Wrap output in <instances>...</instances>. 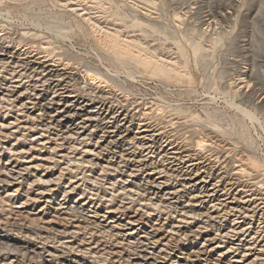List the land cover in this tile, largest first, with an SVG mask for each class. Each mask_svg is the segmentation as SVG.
Instances as JSON below:
<instances>
[{
    "label": "rangeland",
    "instance_id": "rangeland-1",
    "mask_svg": "<svg viewBox=\"0 0 264 264\" xmlns=\"http://www.w3.org/2000/svg\"><path fill=\"white\" fill-rule=\"evenodd\" d=\"M79 15L91 18L97 27L87 24ZM104 31L119 33L122 44L131 40L127 43L132 46L127 49L134 56L143 58L145 49L175 61L185 72V77L179 81H167L151 76L133 61L126 66L119 65L117 62L120 61L113 59L108 48ZM0 36V46L5 51L3 53H7L0 59H4L7 65L13 67L21 61L38 63L45 58L39 63L64 74L61 79L67 81L62 84L71 85L69 92L79 91L75 95L81 97V106L87 104L83 110L94 109L91 107L95 105H90L87 99L106 101L104 104L108 107L112 103L116 110L120 108L119 112L128 117L121 130L126 142L134 137L152 135V132L136 133L144 123L146 129L154 127L153 133L159 134L154 144L141 142L146 144L143 148L154 147L151 158L145 157L146 151L135 148L128 151H135L133 156L122 154L124 162L118 159V149L113 158L106 151H100L99 155L97 145H101L100 149L105 148L109 140L99 143L98 138L106 136L99 130L102 127L100 122H86V130H79L78 135L72 136L78 142L64 140L69 135L67 127L82 122L87 117L82 116L86 112H77V106L66 109L67 104L73 105L66 102L68 99L59 102L60 106L52 105L56 101L52 91L45 95L42 91L41 94L32 91L34 80L40 77H33L32 82L26 80L27 83L22 80L20 87L24 86V89L20 88L13 97H8L9 93L3 89L5 82L0 78V98L11 99L10 103L0 104V125L7 126L10 131L0 127V132L18 131L7 138L0 135V248L1 244H6L7 249L15 248L21 254L0 251V264H264V233L251 246L254 250L244 251L250 243H242L245 246L233 252L240 247L235 245L239 242L221 237L231 229L234 217H227L225 221L217 218L210 208L217 201L209 203L199 194L204 187L208 192L215 184L220 191L234 183L230 190L233 195L220 198L228 199L225 202L228 208L239 206L251 210L253 204L264 203V190L260 185L264 181V0H0ZM195 46L198 47L197 54L193 52ZM86 71L102 77L106 83L94 85L86 80ZM41 88L37 87V90ZM20 93L24 95L18 102L19 98H16ZM37 93L39 95L35 96L44 100H35L34 94ZM26 97L33 103L41 101L39 105L42 107L37 106L36 111L18 109L20 104L31 108L32 105L26 104ZM12 99L16 101L11 103ZM39 107L43 111H39ZM57 111H66L62 114L65 116L62 126L44 133V125L53 120L51 116L57 115ZM75 112L79 117L71 118L69 123L67 116ZM147 112V117L141 116ZM37 117L42 119L36 121ZM31 118L35 121L32 122ZM32 123L34 126L41 124L37 126L41 131L23 130ZM125 129L129 132L124 133ZM40 133L48 138L44 137L36 144L29 143L31 139L41 137ZM84 138L85 144L82 143ZM166 140L171 144L167 149L174 147L184 160L190 157L191 162L185 166L195 164L188 170L193 173L192 178L199 167V178L195 177L190 184L186 181L188 177L180 174L173 179L176 173L170 171L171 166H167L162 155H158L163 142L168 144ZM196 141H202V147H196ZM135 143L136 140L129 146ZM137 145L141 144L137 143L135 147ZM73 147L79 150L74 151ZM73 158H82L93 165L85 164L86 168L77 171L71 166ZM247 158L257 165L256 170L247 171L249 175L252 173L254 180L249 175L239 177L235 172L236 165ZM137 161L140 163H135ZM116 166L121 174L113 172ZM103 169L106 173L102 172ZM159 170L166 172L148 175ZM130 173L135 177H128ZM200 180L206 183L198 184ZM113 181H116L114 194L110 186ZM120 181H125V185L122 186ZM146 181L159 184L162 194L174 193L165 199L169 198L175 209L161 208L164 213H159L142 208L140 204L148 203L142 188ZM193 184L195 187L190 189ZM246 187L256 194L246 197L247 194H242L248 190ZM71 188H75L73 193L63 194L64 190L68 192ZM118 191L134 193V202L131 204V200ZM136 191H139L138 195ZM80 194L86 198L83 207L78 199ZM110 194L116 198L113 204L106 202ZM244 196L245 200L253 199L252 206L250 203L246 206L236 203L244 201ZM101 197L104 200H99ZM89 198L92 204H88ZM230 202L232 204H227ZM263 206H259L254 217L244 222L245 225L236 226L248 227L244 236L236 237L238 240L243 238L252 243L250 239L254 232H264ZM73 207L85 209L87 216L95 217L82 218L72 210ZM116 208L118 211L114 210ZM184 212L188 216L202 215L201 221L187 219L184 221L190 225L179 224ZM145 233L154 235L153 245H148L147 252L155 251L159 256L157 261L138 259L146 254L145 248L136 244L143 241L140 236ZM216 246L220 248L216 249ZM230 247L233 253H227Z\"/></svg>",
    "mask_w": 264,
    "mask_h": 264
},
{
    "label": "bare ground",
    "instance_id": "bare-ground-1",
    "mask_svg": "<svg viewBox=\"0 0 264 264\" xmlns=\"http://www.w3.org/2000/svg\"><path fill=\"white\" fill-rule=\"evenodd\" d=\"M261 8V7H260ZM82 13H84V12H82ZM112 14V13H111ZM83 15H86V14H82L81 16H83ZM79 17H80V15H79ZM80 18H82V17H80ZM87 24H90V25H94V26H96L97 27V25H96V23L95 22H91L92 20H91V18H82ZM136 25H139L138 23L136 24ZM99 28V27H98ZM101 29V28H100ZM107 31V30H106ZM107 32H109V31H107ZM111 32V31H110ZM109 32V33H110ZM115 32V31H114ZM104 33H106L105 31H104ZM113 33V32H112ZM119 34V33H118ZM118 34H117V32L116 33H114V34H108V33H106V39L108 40V48H110L109 50H111L110 52H111V54H112V56H113V59H116L117 61H120V62H117V63H119V65H121V66H126V65H129L131 62L130 61H133V62H135V64H138V66H140L143 70H145V71H147L148 73H150V75L151 76H155V77H160V78H163V79H165V80H167V81H179V80H181L182 78H184L185 77V72L184 71H181L178 67H177V65H178V63L176 64L175 63V61H173V62H171L169 59H165V58H163V57H159L157 54H155V52H149L148 50V52L145 50H143V53H144V57L142 58V57H140V56H134V55H132V54H130V52H129V50L127 49V48H129V47H131L132 46V44H129L130 42H132L131 40H130V42L129 41H127V42H129V43H127L126 42V44H122V41L121 40H119V37H118ZM37 35V34H36ZM1 37V36H0ZM4 38V37H3ZM127 40H128V38H126ZM126 39H125V41H126ZM120 41H121V44H120ZM135 41V40H134ZM139 42V41H138ZM137 42H135V44H136ZM140 43V42H139ZM49 44V43H48ZM139 44H137L136 46H138ZM135 46V45H134ZM136 48V47H135ZM139 48V47H138ZM193 48H195L194 49V53L195 54H197L198 53V47L197 46H195V47H193ZM48 49V48H47ZM46 49V50H47ZM141 49V48H140ZM4 50V49H3ZM2 50V46H0V57H3V56H7V53H3V52H5V51H3ZM139 50V49H138ZM180 53L182 52L180 49H177ZM108 51V50H107ZM134 51V50H133ZM142 51V50H141ZM141 51H139V52H141ZM177 52V51H176ZM45 53H47V52H45ZM138 53V52H137ZM8 54H9V52H8ZM140 54V53H139ZM143 55V54H142ZM200 55V54H199ZM41 56V55H40ZM182 56V55H181ZM39 57V56H38ZM45 57V56H44ZM8 59L9 58H11V56H8L7 57ZM30 58V57H29ZM41 58V57H40ZM20 59V58H19ZM42 59H45V58H42ZM41 59V60H42ZM40 60V59H39ZM41 60L39 61V62H41ZM48 60V59H47ZM47 60H45V61H43V62H46ZM50 60V59H49ZM115 61V60H114ZM37 63V61H33V62H30V61H21V62H19L20 64L19 65H14L13 67L11 66V65H7V63L4 61V59H0V78L2 79V82H5L3 85H4V91L5 92H7V93H9V95H8V97H13V95H15V93L20 89V88H23L24 86H22V87H20V82L22 81V80H24L25 79V82L24 83H27L26 82V80H31V82L33 81L32 79H33V77H36V78H38V77H40L41 79H36V80H34V83H33V85H32V91H38L39 92V94H41L40 92L42 91L43 93H44V95L45 94H47V93H49V92H53V94H55L56 96H54L55 97V100L56 101H54L53 103H52V105H54V106H60L61 104L59 103V102H62L63 100H66V99H68L66 102L67 103H69V102H72V104L73 105H68L67 104V106H66V109H69V108H71L72 106H73V109H74V107L75 106H77V108H76V111L78 112H86V114H84V115H82V116H87L86 118H84L83 119V121L82 122H80L79 124H72L71 125V127L72 128H70V127H67V134H69L68 135V138H64V140L65 139H68L69 141L70 140H72L73 142H78L77 141V138H73L74 137V135L76 136V135H78L79 134V130H82V129H85L86 130V128L84 127V124H86V122H88V121H91V122H95V121H97L98 122V124H99V122L101 123V125L100 126H102L99 130L102 132V133H104V134H106V136H103V135H101L98 139L101 141V142H99V143H104L105 141H106V139H109L108 140V142H106L105 143V145H104V147L105 148H102V149H100L101 148V145H97V148L99 149V155H100V151H106L107 152V154H109V155H112V157L111 158H113L114 157V155H115V150L116 149H118L119 150V152L118 153H120V156H118V159H123V153H125V155L126 156H133L134 154H135V151H132V152H128V151H130L132 148H135L136 150H144V151H146L147 152V154H145V157L146 156H149L150 158L152 157V155L151 154H154V151L152 152V150L154 149V147L153 146H151V145H149V146H147V147H145V148H143L146 144H143V143H141V142H143V141H147V142H150V144H154V142H155V140H156V137H158L159 136V134H157V132L156 133H153V129H154V127H153V129L152 130H149L148 128L149 127H147V129H146V127H145V123L144 124H142L141 126H142V128H140L139 130L140 131H137L136 133L137 134H143V133H151L152 132V135L150 134V136H148V134L147 135H145V136H138V137H140V138H136V137H134L133 139H131V141H129V142H126V139H125V135L122 133V131L121 130H123L122 128L124 127V125L127 123V116H125V115H123V113H122V111L121 112H119L120 111V108H117V110L115 109L116 108V105H115V108L112 106V103H111V105L108 107L107 106V104H104L105 102L104 101H94L93 99L92 100H89V99H87L86 97V99H87V101H90L91 102V104L90 105H95L94 107H91V108H94V109H92V111H87L86 109H84L83 110V108L84 107H86L87 106V104H84V106L82 105L81 106V104L83 103V101L82 102H80V100L79 99H81V97H79V95L77 96V95H75V92L76 91H78L77 89L75 90V92L72 90V91H70L69 92V89H68V87H70V86H68V84H62V83H64V82H66L63 78L61 79V77L64 75V74H58V72H56V70L55 71H53L52 69H49V66H43V64H40V63ZM69 62V61H68ZM116 62V61H115ZM130 62V63H129ZM42 63V62H41ZM129 63V64H128ZM51 66V65H50ZM53 66H55V65H53ZM65 66V65H64ZM71 67V66H70ZM7 68H8V70H7ZM39 70V71H38ZM38 71V72H37ZM3 73L4 74H6V75H8V76H10V78L8 79L7 77H6V75H3ZM33 75V76H32ZM66 75V74H65ZM85 76H87L88 78L86 79V80H90L91 82H94V85H97V84H99V86H100V84H102V82H104V83H106V81L105 80H103V78L102 77H99L98 75H96V74H94V73H92V72H90V71H86L85 72ZM59 77H60V79H59ZM54 78H56V79H54ZM59 79V80H58ZM41 83V84H40ZM1 84V83H0ZM8 84H10V85H8ZM36 84H40V85H36ZM93 85V84H92ZM37 87H42L40 90H37ZM91 87V86H90ZM2 88V87H1ZM76 88V87H75ZM24 89V88H23ZM72 89H74V86L72 87ZM28 90V88H26L25 89V91H27ZM79 92V91H78ZM94 92V91H93ZM4 94V93H3ZM38 93L37 94H34V97H36L35 95H39ZM66 94H68V95H66ZM71 94V95H70ZM73 94V95H72ZM2 95V94H1ZM6 95V94H5ZM4 95V96H5ZM22 95H24L23 93H20V95L16 98V99H18L19 98V100H18V102L19 101H21L20 100V98L21 97H23ZM82 95V94H81ZM111 95V94H110ZM53 96V95H52ZM83 96V95H82ZM90 96V95H89ZM78 97V99L76 100V98ZM42 98V97H41ZM41 98H38V96L36 97V98H34L35 100H44V99H41ZM96 98V97H95ZM100 98V97H99ZM101 98H102V96H101ZM16 99L15 100H13L12 99V102L11 103H14L15 101H16ZM26 99L28 100L27 102H26V104H29V105H32L31 106V108H28L27 106H25V104H20V107L18 108V109H27V110H35V108L37 107V106H41V105H39L40 104V102L41 101H39V102H37V103H33V102H31L30 100V98H28V97H26ZM69 99L70 100H73V101H69ZM98 100V99H97ZM100 100H102V99H100ZM103 100H104V98H103ZM10 101H11V99L9 100V99H4L3 97H1L0 98V104L1 103H10ZM51 101V100H50ZM107 101H109V100H107ZM144 101V100H143ZM52 102V101H51ZM117 103V102H116ZM134 104H135V102H133ZM138 103V102H137ZM48 104L50 105L51 103H49L48 102ZM11 105V104H10ZM144 105V104H143ZM146 105V104H145ZM145 105H144V107H145ZM15 106V105H14ZM42 107V106H41ZM43 107H45V105L43 106ZM40 108V107H39ZM150 108H152V107H150ZM150 108H145V110H149ZM46 109H49V108H46ZM39 111H43V108H40V109H38ZM152 110V109H151ZM159 110V109H158ZM177 110V109H176ZM36 111V110H35ZM160 111V110H159ZM161 111H163V110H161ZM175 111V110H174ZM34 112V111H33ZM64 112H66V111H64ZM63 111H57V115H53V116H51V118L53 119L52 121H50V122H48V124L47 125H44V130H43V132L44 133H49L51 130H55L56 131V129L57 128H59V127H61L62 126V123H63V117H65V116H63L62 114L64 113ZM119 112V113H118ZM127 112V111H126ZM136 112V111H135ZM178 112H179V110H178ZM88 113V114H87ZM92 113V114H91ZM148 114H145V113H142L141 114V116H146L147 117V115H149V112H147ZM44 114H45V112H44ZM179 114H180V112H179ZM17 116H20V114H18ZM39 116V115H38ZM42 116H44V115H42ZM61 117V118H60ZM68 117V122L69 123H71V118H73V117H79V114L77 115V113L75 112L74 114H72L71 116H67ZM127 117V118H126ZM28 118V117H27ZM38 118V120H36V121H39V120H41L42 119V117H37ZM57 118H59V119H57ZM142 118V117H141ZM32 122L33 121H35V119L34 118H31L30 119ZM130 120H132V118H130ZM144 120V119H143ZM146 120V119H145ZM151 120V119H150ZM148 121V120H147ZM154 121V120H153ZM172 122V121H171ZM10 124H12L13 125V123H10ZM141 124V123H140ZM205 124V123H204ZM79 125H81V126H79ZM37 126H41V124L39 125H36V126H34V124L32 123V125H31V127L29 126V128H23V130L24 131H27V130H29L30 132H39V131H41L40 129L38 130L37 129ZM43 126V125H42ZM99 126V127H100ZM153 126V125H152ZM0 127H1V129H8V128H6L7 126H2V125H0ZM13 127L14 128H16V129H18V126H15V124L13 125ZM152 128V127H151ZM150 128V129H151ZM27 129V130H26ZM156 129V128H155ZM9 130V129H8ZM160 130V129H159ZM158 130V131H159ZM10 131V130H9ZM60 131V130H59ZM18 132V131H17ZM17 132H9V133H1L0 135H2L4 138H7V137H11V135H13L12 133H17ZM58 132V131H57ZM91 132H93V131H91ZM125 132H129L127 129H125V131H124V133ZM20 133V132H19ZM81 133H84V132H81ZM159 133V132H158ZM10 135V136H9ZM40 135H41V137H38V138H33V139H31L30 140V142L29 143H35L36 144V142H39L42 138H44V137H47L48 138V136H45L44 134H42V133H40ZM55 136H56V134H54ZM92 134H90V136H91ZM162 135H163V133H162ZM73 136V137H72ZM173 136V135H172ZM22 137H23V135H22ZM117 137V138H116ZM166 137V136H165ZM86 138V137H85ZM82 139V143H86V139ZM152 138V139H151ZM160 138H161V136H160ZM159 138V139H160ZM177 138V137H176ZM15 139H16V137H15ZM23 139V138H22ZM26 139V138H25ZM79 139V138H78ZM89 139V138H88ZM166 139H167V137H166ZM209 139V138H208ZM50 140V139H49ZM137 141V143L138 144H141V145H137L138 147H135V144H137V143H135L133 146H129V145H132L133 144V141ZM164 140V139H163ZM203 140V139H202ZM172 141V140H171ZM166 142H167V140H166ZM197 142V141H196ZM96 143H98V142H96ZM164 144H163V146H160L159 148H162L160 151H159V156H161L162 155V157H161V159H162V161L163 162H166V165L167 166H171L170 168H169V170L170 171H172V172H174V173H176V176L173 178V179H177V174H180L179 176H186V177H188L187 179H186V181L188 182L187 184H190L189 182L190 181H192V179H196V178H199V176H198V172H199V167L196 169V173H194V176H193V178H192V174L193 173H191V171L189 172L188 170L190 169V167L192 166V165H195V164H190V165H187V166H185L186 165V163L187 162H191L190 161V157H189V159L188 160H184L182 157H181V154L180 153H178L177 151H175L176 149L174 148V147H169L168 149H167V147L168 146H171V144L170 143H168L167 145H165V142H163ZM205 143V142H204ZM26 144V143H25ZM196 145V147H202V144H203V142L202 141H198L197 143H195ZM15 145V144H14ZM38 145V144H37ZM41 145V144H40ZM39 145V146H40ZM31 146V145H30ZM95 146V144L92 146V147H94ZM128 146V147H127ZM176 146V145H175ZM31 147H33V146H31ZM36 147V146H35ZM43 147V146H42ZM76 147V146H75ZM75 147H73V149H75L74 151H78L79 149H76ZM125 147H127V148H125ZM140 147V148H139ZM227 148V147H226ZM31 149V148H30ZM54 149V148H53ZM53 149H52V151H53ZM57 149V148H56ZM32 150H34L33 148H32ZM40 150V149H39ZM51 150V149H50ZM22 151V150H21ZM8 153H10L11 154V152L10 151H8ZM21 153V152H20ZM25 154H26V152H24ZM49 153V152H48ZM51 153H53V152H51ZM84 153H87V152H85L84 151ZM88 153H90V152H88ZM91 154H92V152H91ZM97 154V153H96ZM225 154V153H224ZM14 155V154H13ZM87 155V154H86ZM97 156V155H96ZM203 156V155H202ZM20 158V157H19ZM241 158V157H240ZM240 158H239V156H238V160H240ZM243 158V157H242ZM48 158H46V160H47ZM74 159V158H73ZM198 159H200V158H198ZM244 159V158H243ZM43 160V159H42ZM45 160V161H46ZM192 160V159H191ZM203 160V159H202ZM237 160V159H236ZM49 162H50V160H48ZM85 161H87V160H85ZM85 161H83V159L82 158H80V159H74L72 162H73V165H71V166H75V169L78 171H80V170H82V169H84V168H86V166H85V164L87 165V166H91L92 167V163L91 162H89V161H87V162H85ZM110 161V160H109ZM121 161H123V160H121ZM120 161V163H122ZM129 161V160H128ZM144 161V160H143ZM197 161V160H196ZM201 161V160H200ZM68 162V161H67ZM69 162L71 163V160H69ZM124 162V161H123ZM162 162V163H163ZM197 162H199V161H197ZM69 163V164H70ZM135 163H140V161H137V162H135ZM161 163V164H162ZM194 163V162H193ZM203 163V162H202ZM236 163V162H235ZM72 164V163H71ZM199 164H201V162L199 163ZM204 164V163H203ZM119 165V164H118ZM196 165H198L197 163H196ZM68 166V165H67ZM202 166V165H201ZM123 167H125V166H123ZM194 167V166H193ZM236 167H237V171L235 170V172H237L236 173V175L238 174V176L240 175H242V176H245V175H249L248 174V172L247 171H254V169L257 167V165H256V163L253 161V160H251L250 158H247L244 162L242 161V162H239V165H236ZM115 168V167H114ZM113 168V172H116V173H122V172H120L121 170L119 169V167L118 166H116V168L114 169ZM66 169V168H65ZM90 169V168H89ZM108 169V168H107ZM118 169V170H117ZM192 169V168H191ZM62 170V169H61ZM256 170V169H255ZM76 171V172H77ZM139 171V170H138ZM195 171V170H194ZM102 172L103 173H106V171L104 172V169L102 170ZM166 171H164V170H159L158 172H155L154 174H148V175H155V174H161V173H165ZM9 173V172H8ZM204 173V172H203ZM233 173V172H232ZM207 175V177H209V174L208 173H206ZM235 174V173H234ZM251 174L252 173H250V177H251ZM75 175V174H74ZM73 175V176H74ZM79 175V174H78ZM81 175H84V173L83 174H81ZM166 175V174H165ZM264 175V174H263ZM73 176H71V177H73ZM239 176V177H240ZM77 177V176H76ZM128 177H135V176H132L131 175V173L128 175ZM164 177H166V176H164ZM196 177V178H195ZM249 177V178H250ZM253 177V176H252ZM251 177V178H252ZM75 178V177H74ZM83 178H84V176H83ZM82 178V179H83ZM248 178V177H247ZM12 179V178H11ZM61 179V178H60ZM59 179V180H60ZM171 179V178H170ZM253 179V178H252ZM15 180V179H14ZM38 180H40V179H38ZM58 180V181H59ZM254 180V179H253ZM50 181V180H49ZM263 181V180H262ZM40 182V181H39ZM42 182V181H41ZM51 182V181H50ZM90 182V181H89ZM248 182V181H247ZM253 182V181H252ZM92 183V182H91ZM120 183H121V185L123 186V185H125V181H120ZM120 183H118L117 184V187H118V185L120 184ZM167 183V182H166ZM201 183H206V181H204V180H200V182L198 183V184H201ZM218 183V182H217ZM257 183V182H256ZM94 184V183H93ZM139 184V183H138ZM196 184V183H195ZM195 184H193L192 186H190V189L191 188H194L195 187ZM236 184V183H235ZM47 185V184H46ZM115 185H116V181L114 182L113 181V183L110 185V186H112L111 187V192H113V194H114V192H116L115 190L113 191V189H114V187H115ZM233 185H234V183L231 185V187H229L228 189L224 186L222 189H220V191L222 192L221 193V195L220 196H218L219 195V193H220V191H218L219 189H218V187L217 186H215V184L213 185V187L211 188V189H209V191L207 192V190H206V187H202L201 189H202V192H200L199 194L201 195H203L202 197H200V198H205V199H208V201L207 202H209V203H214L215 201H217V204H213V205H210V208H212L213 209V213H215V215H216V217L217 218H219V219H222V220H224L225 218H227V217H234L233 218V220H232V227H231V229L228 231V233H225L224 235H222V237L221 238H224V239H228V241H233V242H239L238 244H235L236 246H240V247H237V249L235 250L234 249V251L233 252H237V250H239V248H241V247H243V246H245V245H242V243L244 244V243H250L249 244V248L247 247V248H245V250L244 251H247V252H250L251 250H254V248H252L251 246H253V243H256V240H259V238L261 237V234L262 233H264L262 230H258L257 232H254L253 233V237L250 239L251 241H252V243L251 242H246L245 241V239H243V238H240V240H238L239 238H236V237H240V236H244L245 234H246V232L248 231V227L247 228H245L244 226V228L243 229H241V226H238V227H236L238 224H243V225H245V221L246 220H250L251 218H253L254 216V214H255V211L259 208V206L260 205H264V203H262V201H260V203L259 204H253V199L252 200H250V199H247V200H245V196L243 197V200L244 201H240V202H236V203H238V204H240V205H244V206H246L248 203H250L249 204V206L251 205V204H253V207H252V209L251 210H248V209H246L245 207H239V206H236V207H230V208H228L227 206H226V201L228 200V199H225V200H220V198H227V196H232L233 194H231V192L232 191H230L231 190V188L233 187ZM253 185V184H252ZM256 185V184H255ZM260 185H261V188H262V190H264V181L262 182V184L260 183ZM137 186V185H136ZM139 187V186H138ZM161 186L159 185V184H157L156 182H154V185L153 184H150V183H148L147 181H146V183L145 184H142V188H143V194L145 195V194H147V196L146 197H148V198H146L147 199V201H148V203L147 204H140V206H142V208H144V209H146V211L147 210H152V211H157V212H159V213H162L163 212V210H168L169 209V211L171 210V209H175V208H172V206L170 205L171 203H170V201H169V198H166L165 199V196H167V195H169V196H171V195H174V193L173 194H169V193H167V194H162V191H161V188H160ZM184 189H186V187H184V186H182ZM67 188V187H66ZM65 188V189H66ZM140 188V187H139ZM218 190H217V189ZM247 189H248V187H246ZM245 188V189H246ZM250 188V187H249ZM141 189V188H140ZM139 189V190H140ZM200 189V190H201ZM244 189V188H243ZM244 189V190H245ZM251 189V188H250ZM250 189H248L247 191H244V192H242V194H247L246 195V197H251V196H254L255 194H253L251 191H250ZM117 190V189H116ZM119 190V189H118ZM120 190H121V188H120ZM122 190H124V189H122ZM187 190H189L188 188H187ZM258 190V189H257ZM73 191H75V188H71L70 189V191H68L67 192V190L65 191L64 190V192H63V194L65 195V194H69V193H73ZM141 191V190H140ZM145 191H146V193H145ZM242 191V190H241ZM252 191H254V192H256L255 190H253L252 189ZM49 192V191H48ZM105 192H106V190H105ZM120 191H118V193H119ZM133 192H135V191H133ZM251 192V194L250 195H248V193H250ZM121 193V192H120ZM131 191H129L128 193H124L123 191H122V193L120 194V195H123V197L124 198H126V199H130L131 201H130V203L132 204L133 202H134V200H133V198L134 197H132V195L134 194H132L131 195ZM137 193H139V191L137 192L136 191V194ZM260 193V192H259ZM113 194H110V196H109V199L106 201V202H108V203H110V204H113L114 203V201H115V195H113ZM138 195V194H137ZM262 195V194H261ZM104 196V195H103ZM141 196V195H140ZM117 197V196H116ZM119 197V196H118ZM122 197V196H121ZM132 197V198H131ZM263 197V196H262ZM141 198H142V196H141ZM145 198V197H144ZM200 198H198V199H200ZM260 198V197H259ZM258 198V199H259ZM78 199H80L81 200V203H82V206L81 207H83V206H85V202H86V200H84V199H86V198H83V194H80V196L78 197ZM123 199V198H122ZM89 202H88V204H92V199H90L89 198ZM99 200H104V197H101ZM144 200V199H143ZM230 200V199H229ZM234 200V199H233ZM259 200H262V199H259ZM153 201H155V202H153ZM142 202V201H141ZM229 202V201H228ZM138 203V202H137ZM143 203H146V200H145V202H143ZM201 203H204V202H201ZM236 203H234V204H236ZM23 204V203H22ZM224 204V205H223ZM227 204H232V202H230V203H227ZM254 205H256V206H254ZM106 206V205H105ZM252 206V205H251ZM80 207V208H81ZM175 207V206H174ZM186 207H191V206H186ZM264 207V206H263ZM163 210H162V209ZM185 207H183V209H184ZM219 208H221L220 210H219ZM236 208H239L238 210L236 209ZM126 209H128V208H126ZM67 210H70V209H67ZM72 210H74L77 214H79V215H81V217L82 216H85V217H89V218H93V217H95V216H90V215H88L87 216V214L86 213H84V210L85 209H82V210H80L79 208H77V207H73L72 208ZM80 210V211H79ZM114 210H116V211H118V208H116V209H114ZM162 210V211H161ZM177 211V210H176ZM259 212L261 211V209H259L258 210ZM106 213V212H105ZM108 213H112V212H108ZM119 213V212H118ZM147 213V212H146ZM164 213V212H163ZM186 213L187 212H184V213H181V215L184 217V218H182V219H180V220H178V223L180 224H187V225H190L191 223H188L187 221H184V220H187V219H192V220H197V221H201V220H199V218L200 217H202V215L201 216H199V215H197L196 216V214L194 215V216H188V215H186ZM231 213H235L234 215H231ZM247 213H250V214H252L251 216H247V215H249V214H247ZM236 214H238V215H236ZM239 214H241V216L243 217V221H241L240 219H241V216H239ZM236 215V216H235ZM172 216V215H171ZM170 216V217H171ZM263 216V215H262ZM80 217V218H81ZM97 217V216H96ZM100 217H102V218H104L103 216H100ZM215 217V218H216ZM83 218V217H82ZM207 218H209L210 220H212L211 219V217L209 216H207ZM263 218V217H262ZM85 220V219H84ZM225 221V220H224ZM96 222H94V224H95ZM96 225V224H95ZM126 225H131V226H133L134 224L133 223H126ZM98 226V225H97ZM101 227V226H100ZM176 228H183V227H176ZM258 228V227H257ZM177 232H180V231H177ZM250 232H251V230H250ZM144 233V232H143ZM229 233H231V234H229ZM133 234V233H132ZM129 235V234H128ZM185 236V235H184ZM218 236H220V235H218ZM249 235H246V237H248ZM153 237H154V235L153 234H149V233H145V235L144 236H140V239H142L143 241L142 242H137L136 244H139V245H141L142 247H144L145 248V250H144V252L146 253L144 256H142L141 258H139V256H138V259H142V260H145V261H147V260H154V261H157L158 259H159V256L157 255V254H155V251L153 252H151V253H149V252H147V250H149V248H148V245H153V241H152V239H153ZM186 237V236H185ZM236 238V239H235ZM263 238H264V236H263ZM179 239H181V237H179ZM235 239V240H234ZM152 241V242H151ZM262 241V240H261ZM144 242H146V243H144ZM219 243H221V241L219 242ZM231 245L232 246H234V244L233 243H231ZM1 246H2V248H0V251H2V252H6V251H9L8 252V254L9 253H11V252H17L18 254H20V252L19 251H16V249L14 248V249H12V250H10V249H7V247L8 246H6V244H1ZM264 246V245H263ZM220 247L219 246H216V249H219ZM231 249H232V247H230L228 250H227V253H233L232 251H231ZM78 252V251H77ZM80 252V251H79ZM82 252V251H81ZM261 252V251H260ZM16 253V254H17ZM6 254V253H5ZM21 255V254H20ZM150 256V257H147V256ZM15 256V255H14ZM22 256H25V254H22ZM40 257V256H39ZM242 257H246V256H242ZM31 259H32V257H31Z\"/></svg>",
    "mask_w": 264,
    "mask_h": 264
}]
</instances>
